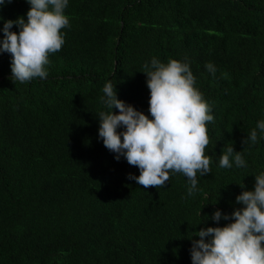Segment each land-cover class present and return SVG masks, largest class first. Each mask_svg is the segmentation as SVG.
Returning a JSON list of instances; mask_svg holds the SVG:
<instances>
[{
	"label": "trees",
	"instance_id": "1",
	"mask_svg": "<svg viewBox=\"0 0 264 264\" xmlns=\"http://www.w3.org/2000/svg\"><path fill=\"white\" fill-rule=\"evenodd\" d=\"M29 7L5 3L0 28L26 20ZM65 15L45 79L13 83L10 54L0 53V264H191L192 232L230 222L211 216L231 219L264 173V134L242 143L264 120V0H68ZM153 58L187 61L214 116L211 173L197 175L192 196L182 174L156 189L129 180L139 170L98 137L109 80L149 115L141 71ZM230 143L247 167H219Z\"/></svg>",
	"mask_w": 264,
	"mask_h": 264
},
{
	"label": "clouds",
	"instance_id": "2",
	"mask_svg": "<svg viewBox=\"0 0 264 264\" xmlns=\"http://www.w3.org/2000/svg\"><path fill=\"white\" fill-rule=\"evenodd\" d=\"M11 2L0 0V7ZM26 2L30 5L26 20H6L0 28V53L11 57L9 79L21 84L48 76L49 56L62 49V29L70 27L65 15L68 0ZM13 25L19 30L11 31ZM205 67L215 75L213 64ZM141 72L146 76L151 118L118 99L114 83L109 80L100 97L107 111L97 115L98 137L115 154L114 159L123 157L139 170L138 176L129 173V180L144 189H156L163 188L172 174H182L189 182L187 194L192 196L197 191V175L211 173V157L205 150L210 143L207 125L214 121L212 109L195 87L196 78L187 61L169 59L163 63L153 58ZM113 109L118 111L114 113ZM257 129L264 134V120L257 122L242 143L256 144ZM233 164L247 167L241 152L234 151L230 143L220 155L219 167L230 169ZM239 186L245 187L243 183ZM236 202L242 207L231 213V219L220 210L211 216L216 222H230L192 232L191 264H264V173L255 175L254 189L243 190Z\"/></svg>",
	"mask_w": 264,
	"mask_h": 264
}]
</instances>
